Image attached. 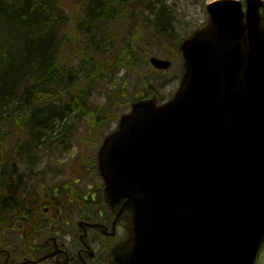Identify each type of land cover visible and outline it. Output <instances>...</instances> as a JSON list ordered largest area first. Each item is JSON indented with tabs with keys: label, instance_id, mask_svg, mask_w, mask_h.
Wrapping results in <instances>:
<instances>
[{
	"label": "water",
	"instance_id": "water-1",
	"mask_svg": "<svg viewBox=\"0 0 264 264\" xmlns=\"http://www.w3.org/2000/svg\"><path fill=\"white\" fill-rule=\"evenodd\" d=\"M262 3L209 2L208 23L179 45L184 70L172 97L132 101L102 139L104 199L119 207L109 235L130 213L132 244L116 247L114 263L254 264L264 240Z\"/></svg>",
	"mask_w": 264,
	"mask_h": 264
},
{
	"label": "trees",
	"instance_id": "trees-1",
	"mask_svg": "<svg viewBox=\"0 0 264 264\" xmlns=\"http://www.w3.org/2000/svg\"><path fill=\"white\" fill-rule=\"evenodd\" d=\"M74 1L69 16L65 0H0V238H16L0 245H20L21 255L42 223L36 194H23L27 186L13 174L18 149L42 143L53 117L69 110L99 125L115 104L109 98L90 108L93 83L120 67L146 65L143 42H169L172 29L159 0Z\"/></svg>",
	"mask_w": 264,
	"mask_h": 264
},
{
	"label": "rangeland",
	"instance_id": "rangeland-1",
	"mask_svg": "<svg viewBox=\"0 0 264 264\" xmlns=\"http://www.w3.org/2000/svg\"><path fill=\"white\" fill-rule=\"evenodd\" d=\"M159 1L164 3L172 21L169 42L159 40L150 45L143 42L142 50L147 54V58L156 56L170 60L169 68L156 70L147 63L134 64L131 69L120 67L111 74L107 72L93 83L87 98L90 108L102 107L109 98H112L113 103L114 99L115 105L112 104L111 113L104 117V121L96 126L93 124L94 116L88 113L78 116L76 109L69 110L61 117H53V132L43 136L42 143H32L28 147L25 145L18 149L14 156L16 158L13 160V174L20 177L22 185L27 186L23 194L29 195L32 192L36 194L37 199H42L44 195L51 197V191L59 188L57 190L65 195L64 197L60 194L59 198L63 205L60 212L54 213L50 209V213H54L55 219L61 217L56 219L58 223L67 222L72 229L76 227L78 218L96 220L108 214L101 191L102 179L95 159L97 147L103 136L117 128L118 117L128 113L130 102L138 96L148 97L155 94L158 103L172 97L183 72V58L178 46L192 32L206 24V4L213 0ZM74 2L65 0V10L69 16L74 10ZM262 15L264 17V11ZM115 96L119 99H115ZM19 141L23 143V135ZM20 152L21 155L17 156ZM44 218L51 219L48 214ZM121 223H124V227ZM121 223L115 225L113 237H110L114 244L129 237L126 233L129 219L124 217ZM60 231V226L55 225L52 229V232ZM14 239L16 238L12 234H6L0 241L11 244ZM255 264H264V242Z\"/></svg>",
	"mask_w": 264,
	"mask_h": 264
},
{
	"label": "flooded vegetation",
	"instance_id": "flooded-vegetation-1",
	"mask_svg": "<svg viewBox=\"0 0 264 264\" xmlns=\"http://www.w3.org/2000/svg\"><path fill=\"white\" fill-rule=\"evenodd\" d=\"M57 189L51 191V197L44 195L42 199H37L42 227L36 233L37 236L31 240L30 247L25 250L27 254L21 255L23 249L15 244L9 250L7 264H18L22 261H28L26 264H112L110 255L115 246L112 243L113 239L109 237V226L113 219V211L104 201L107 215L96 220L78 218L75 223L76 227L72 229L67 222L58 223L56 221L61 217L54 218V213L60 212V207L63 205V201H59L61 192ZM101 191L103 194V186H101ZM61 195L65 197L64 194ZM50 209L54 213H50ZM46 214L51 219L44 218ZM81 221L87 223L97 221L105 224L107 230L103 232L102 227H90ZM55 225L60 226V232H52ZM121 225L123 226L124 223ZM5 257V251H1L0 264H3Z\"/></svg>",
	"mask_w": 264,
	"mask_h": 264
},
{
	"label": "bare ground",
	"instance_id": "bare-ground-1",
	"mask_svg": "<svg viewBox=\"0 0 264 264\" xmlns=\"http://www.w3.org/2000/svg\"><path fill=\"white\" fill-rule=\"evenodd\" d=\"M262 11H264V10H262ZM262 11H261V13H262Z\"/></svg>",
	"mask_w": 264,
	"mask_h": 264
}]
</instances>
